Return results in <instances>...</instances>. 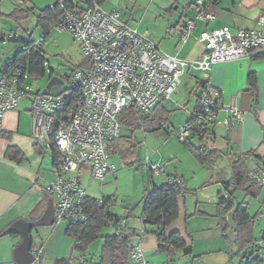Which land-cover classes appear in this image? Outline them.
<instances>
[{"label":"built area","instance_id":"2783aa9c","mask_svg":"<svg viewBox=\"0 0 264 264\" xmlns=\"http://www.w3.org/2000/svg\"><path fill=\"white\" fill-rule=\"evenodd\" d=\"M13 1L21 6L29 0ZM212 3L213 0H196V17L214 20ZM60 7L63 12L55 27L72 33L88 64L68 77L61 76L66 86L63 92L43 93L41 88L40 92L32 89L29 69L17 63L13 56L9 57L6 65L0 67V132L4 129L6 112L17 108L26 96L32 97L34 140L50 150L53 158L55 156L56 178L47 187L56 199L55 220L67 225L84 224L90 221L91 212L82 177L89 173L103 182L108 173L117 170L111 146L121 137L120 115L126 110L148 114L160 102L170 100L186 71H202L205 77L199 80L200 95L192 120L177 131L183 142L199 124L208 129V141H212L213 125L224 124L230 129L241 124L243 113L237 97L226 107L228 116L218 120L220 94L210 86L209 77L217 64L248 57L254 49L264 51V11L255 29L233 32L229 26H222L202 31L199 38L204 45L203 54L187 60L163 51L156 42L131 26L118 9L107 10L96 0L74 8L61 2ZM194 28V21L188 18L177 27L183 41ZM17 37L12 34L2 40ZM35 44L44 46L43 41ZM149 167L154 177L163 170L151 162ZM249 176L257 186H264V166L251 170ZM168 181L185 189L183 179ZM98 201L103 203L104 197ZM125 223L122 220L111 226L119 232ZM257 245L264 248V239ZM34 252L40 258L41 249ZM78 259L79 264L87 262L83 255ZM130 260L132 264H150L141 243L132 246ZM162 264L177 263L167 259Z\"/></svg>","mask_w":264,"mask_h":264},{"label":"crops","instance_id":"0c3cea01","mask_svg":"<svg viewBox=\"0 0 264 264\" xmlns=\"http://www.w3.org/2000/svg\"><path fill=\"white\" fill-rule=\"evenodd\" d=\"M65 1L66 0H56L49 3L46 7H55L58 2ZM73 1L74 4H78L76 6L80 7H84L90 3V1H87V4L84 5L79 0ZM170 1L171 8L173 9L179 10L181 6L184 7L183 14L177 22H175L173 19L170 21L168 34L164 35L163 33H160L156 38L153 35L152 37L156 39L153 41L157 42L166 53L187 60L199 58L203 54L205 49L199 38L202 31H210L222 26H229L233 32L237 31L238 29H255L258 27V20L264 11V0H213L212 9L216 14V18L214 20L205 21L196 17L194 7V2L196 0ZM101 4L104 5V2ZM1 5L2 0L0 3V11ZM160 6L161 7L159 9H162L163 4ZM185 18L192 19L195 23V28L188 39L183 41L177 27L179 23ZM128 23L132 26V23ZM19 27L21 28V24ZM53 27H55V25ZM23 29L24 28H21L19 31H25ZM140 29L143 30L142 27H140ZM0 34L4 33H2L0 30ZM194 71L195 70L186 71L183 75L184 79L183 81L181 80L179 85H184L187 89L191 87L192 81L189 78L192 76L194 77L195 74L196 82L193 84V90H195L196 87L198 88L200 77ZM250 74L256 76L258 98H256L253 90L250 89ZM209 81L210 86L214 90H217L220 94L221 107L217 113L218 120L224 119L228 116L226 107L230 105L231 100L234 97H237L238 107L243 113V121L240 125L231 127L230 129H228L224 124H216L212 127L213 134L210 136L212 139L210 142L212 144L209 143L208 147L213 148L210 150H214V152L207 161V163L210 162L208 174L210 172H215L216 175H218V179L215 180V182H217L216 187H218V189L215 195L212 192H207V195H209V201L216 199V215L219 217L218 223L221 233L227 238L231 245V242H235L236 240L233 241L227 236V231L230 227L228 215L230 212H234V210L225 212L222 210L219 204L224 199H230V201L232 200L234 202V209H236L239 203H246L249 214L254 217L253 235L257 241L256 243L258 244L260 240L264 239V186L260 187L256 185L257 189L255 190V194H251L249 189L252 188V182H248L245 188H238V186L235 184L228 185V183L233 182L234 164L240 159L244 160V165L250 171L256 169L257 167L264 166V51L261 49H254L248 57L215 65L209 77ZM180 88L181 87H179L177 90L179 91ZM190 94L191 99L193 94L192 92ZM22 103L23 102L21 100L17 108L6 112L4 129L0 134V235L2 234L0 238L5 236H10L11 238V241L8 243L6 248H1L0 252L9 249V253L12 254V259L14 249L20 243L21 237L18 232L4 234L7 229L19 220H25L29 222L38 221L45 215L50 204L53 205L56 211V199L47 191L49 183L55 180L56 176L54 174L53 168L49 170L48 164L45 165L44 155L48 151L36 143L35 140H33L34 137L32 134L34 132V123L30 115V104ZM165 103L166 102H163V105L166 107ZM197 106L198 101L196 104H194L192 113L196 110ZM120 139L118 140V143ZM11 145H15L22 150L25 155V160L18 161L7 156L8 147ZM190 156L198 164H202L203 166H201L203 168L205 165H207L206 162H199L194 155ZM232 156H234L233 160H231ZM149 159L151 163H160V165H163V163L160 161L154 162L151 156ZM112 161L116 163V161L113 159V155ZM53 174L55 178H53ZM151 174L152 172L150 170L149 183H151V180L156 183L154 176L152 177ZM195 176H197V174H195ZM160 177L162 181L158 185L165 183L168 178L183 179L185 181V174L183 172L180 173L178 168L176 171L174 170L171 172L164 170V173ZM199 181L200 180L195 178L192 187L197 185V183H199L198 187L200 185H202L201 187H205L207 184L211 183L210 179L202 181V183ZM185 186L186 188L184 190V194L182 195L185 200L184 209L187 208L186 193L187 191H190V189L187 188L188 185L186 184V181ZM238 192L241 193V195L237 196ZM88 196L95 198L89 194ZM182 196H180V198ZM103 197H113L112 199L115 201V197L112 195ZM213 197H215V199ZM180 198L178 202L181 215L183 209ZM203 198L207 199L206 197ZM113 203H109L108 208L110 212H112L111 205ZM199 212L196 213L198 214ZM140 219L143 223L142 213ZM125 224L130 226V221L127 220ZM67 226L68 225L66 223H57L54 213L53 225L36 226L33 228L32 250L35 251L37 249H41V255H51L50 264H55L56 259L70 257L69 254L72 252L75 241L74 238L68 236ZM130 227L137 229V232L142 235V237L140 235L139 238L134 239L133 245L136 243H141V246L145 251L146 257L150 264H162V262L169 259L166 253L158 250L159 241L155 234H144V231L141 233L142 231L138 229V226ZM146 228L148 229V227ZM104 230L102 231V234L104 235L114 233L104 232ZM171 231L178 230H170V232ZM179 232L187 244H191L194 247V243L190 236L187 237L185 232L180 230ZM186 232L188 233V229ZM262 250L263 248L259 247L256 255H260L264 261ZM178 251L183 253L182 250ZM178 251H176V253ZM232 252L233 253L231 255L236 254L233 250ZM176 253L174 254L173 258L174 261ZM192 254L193 251L191 254H188V256H192ZM41 255L40 259L42 261ZM80 255L85 256V253ZM236 259H239V261L236 262ZM240 260V255L233 259L230 257L228 264H239ZM13 262L15 263L14 259ZM1 263L4 264L6 262L1 259L0 264Z\"/></svg>","mask_w":264,"mask_h":264},{"label":"rangeland","instance_id":"374dc122","mask_svg":"<svg viewBox=\"0 0 264 264\" xmlns=\"http://www.w3.org/2000/svg\"><path fill=\"white\" fill-rule=\"evenodd\" d=\"M53 1L56 0L27 1L22 7L24 9L26 7H33L34 13L27 19L18 22L15 18L9 16L16 8L15 2L13 0H2L0 30L4 35L17 34L18 37L16 40L0 39V57H2L0 67L6 65L9 57L21 51L27 40L43 41L46 74L43 77H31L32 89L34 90L43 89L53 76H63L66 73L71 75L73 71L88 64V59L81 52L79 44L74 39L72 33L60 30L57 27H52L50 32L46 33L45 28L39 25V11ZM81 2L84 5L87 4V0H81ZM103 2V7L107 10L118 9L122 11L125 19L132 23L133 27H136L138 31L145 35L147 34L152 40H156L155 38L160 33L164 35L168 34L170 21L173 19L177 22L184 11V7L182 6L179 10L171 8L170 0H104ZM160 2L163 4L162 9H159L160 5H162ZM20 24L21 28H24L23 30L25 31H19L21 29L19 27ZM153 35L155 38L152 37ZM11 46H14V48L7 54H3ZM194 72L200 78L205 77V73L202 71ZM195 77L196 75L194 74V77L189 78L192 81L191 87L187 89L184 85H178L172 98L166 101L165 104L169 112H167L165 119L161 121L162 125H160L159 129L148 131L138 128L132 132L125 126H122L121 139L116 150L112 152L113 159L118 165L115 172L108 173L103 182L95 179L90 174H85L82 177V182L88 194L92 197L114 196L115 201L111 205L112 212L126 217L131 215L126 220L130 221V226H138V229L143 233L145 225L142 223L140 217L143 210L144 198L150 184L149 162L151 161L149 157L151 156L154 162L160 161L163 163V165L153 163L163 168L161 174L154 177L157 184H160L162 181L160 176H162L164 170L171 172L176 171L178 168L180 173L183 172L185 174L187 188L190 191L186 193L187 208L184 209L185 200L182 196L180 200L183 212L175 220L176 222L174 221L169 226L168 230L169 232L170 230L185 232L186 236H190L192 239L194 247L192 256L184 255L181 251H178L175 255V263L228 264L230 257H232V250L236 253L237 248H234L235 246L231 245L227 238L222 235L218 223L219 217L216 215V199L213 197L215 200L209 201L210 198L207 195V192H212L214 195L217 192L218 187H216L217 182L215 180L218 179V175L215 172L208 174L210 162L207 163L206 161L207 165L203 168L202 164H198L190 156L194 155L191 148L177 136V131L185 126L191 118L192 108L197 103L198 96L200 95L197 87L193 90V84L196 82ZM183 79L184 76H181L182 81ZM179 87L181 88L178 91ZM191 92L193 96L190 99ZM22 102V104H30V109L32 108V97L26 96L22 99ZM30 115L32 117L31 111ZM192 141L193 144L200 145L198 137H193ZM207 143L212 144L208 139ZM44 156L45 165L48 164L49 170H51L54 167L51 151L48 150ZM233 158L234 156H232L231 160ZM54 174L53 178H55ZM195 178L200 180L199 182L201 183L210 179L211 183L205 187H201L202 185L198 187L199 183H197V185L192 187ZM238 195H241V193L238 192ZM196 212L199 213L197 214ZM126 220L124 221L126 222ZM187 229L188 233L186 232ZM104 232H115V229L113 226H110L105 228ZM228 232L229 230L227 234ZM10 239V236L0 238V250L3 247L6 248L11 241ZM102 249L103 239L98 238L89 244L85 251V257L89 260L98 261L102 254ZM2 252H0V260L5 261L6 263L4 264H15L12 254L9 253V249ZM249 252L250 250H246L245 253L248 254ZM262 254L264 255V248ZM69 256L73 259L72 264H79L78 258L81 256L80 252L73 251L72 249ZM41 257L42 264H50L51 255L44 256L42 254ZM235 261L238 262L239 259Z\"/></svg>","mask_w":264,"mask_h":264},{"label":"trees","instance_id":"16d2710c","mask_svg":"<svg viewBox=\"0 0 264 264\" xmlns=\"http://www.w3.org/2000/svg\"><path fill=\"white\" fill-rule=\"evenodd\" d=\"M79 1L81 2V0ZM96 1L101 4L104 0ZM60 3L61 2H58L55 7H46L39 11V25L45 28L46 33L50 32L63 12ZM63 3H65L68 8H74L78 5L74 4L73 0H66ZM32 13H34L33 7H26L24 9L21 5L16 6L9 16L15 18V20L19 22L30 17ZM5 36L7 35L0 34V39H3ZM35 42L36 41L33 40L26 41L24 48L13 57L16 59L17 63L19 62V64L26 66L29 69L32 77H43L46 74L44 50L42 45H37ZM249 85L250 89H252L256 95V98H258L257 79L253 74L249 75ZM167 112L169 111L163 105V102H160L159 105L148 114H143L135 110H126L120 115V121L122 126H125L132 132L138 128L152 131L160 128V125H162L161 121L165 119ZM189 120H192V117ZM202 125L203 124L197 125L192 135L184 142L191 148L196 159L201 163H205L209 160L214 150H210L213 148L208 147L209 143H207V139L209 131L207 128H203ZM193 137L199 138L200 145L197 146L193 144ZM118 140L112 143V152L116 150ZM7 156L18 161L25 160L24 153L15 145L8 147ZM244 163V160L240 159L234 164L233 182L228 183V185L235 184L238 188H245L248 182H252L249 176L250 170L246 168ZM151 176L153 177V174H151ZM169 179L171 178H168V180ZM168 180L161 185H158L151 180L150 187L144 198L142 219L145 225L144 234H155L159 241L158 250L166 253L168 258L173 260L176 251L182 250L184 254L188 255L192 253L193 246L187 244L179 231L168 232L169 226L180 215L178 200L180 196L184 194L185 190H181L177 183H170ZM251 187L252 188L249 189V192L255 194V190L257 189L256 184L253 183ZM112 198L113 197H104V202L100 203L98 201L99 199L90 197L88 200L91 212L90 221L84 224H71L67 226L68 236L73 237L75 241L73 251H78L80 254L85 253L91 242L98 238L103 239V249L99 260L94 261L87 258L86 264H131L130 252L133 240L139 238L141 235L137 232V229L131 228L128 224H125V227L119 232L115 231L112 234H102V231L105 228L110 227L111 224L117 225L123 219L126 220L128 218L118 216L109 211V203L114 202V199ZM246 205V203L241 202L237 208L234 209V202L232 200L230 201V199H224L219 204L223 211L230 212L231 210H234L235 213L237 239L235 242L231 243L238 251L236 254L232 255L231 259L240 255L241 260L239 264H264L261 256L256 255L259 246L253 235L254 217L249 214ZM130 216L131 215H129V217ZM146 227H148V229ZM248 249L251 252L246 254L245 252ZM55 264H72V262L70 257H68L64 259H56Z\"/></svg>","mask_w":264,"mask_h":264},{"label":"water","instance_id":"95a60500","mask_svg":"<svg viewBox=\"0 0 264 264\" xmlns=\"http://www.w3.org/2000/svg\"><path fill=\"white\" fill-rule=\"evenodd\" d=\"M14 46L7 48L3 54H7L11 51ZM2 57H0L1 61ZM68 77L69 74L63 75ZM66 89L64 85V79L61 76H53L49 79L47 85L42 89L43 93H55L59 94ZM40 92V89L37 90ZM54 213L55 209L52 204L46 210L45 215L35 222H29L25 220H19L14 223L4 234H12L18 232L21 237L20 243L15 247L13 253V259L16 264H42L41 259L36 256L35 252L32 250L33 246V235L32 230L36 226H49L54 224ZM229 221V232L227 234L228 238L235 241L236 240V220L234 217V212H230L228 215ZM2 234L0 235V237Z\"/></svg>","mask_w":264,"mask_h":264}]
</instances>
